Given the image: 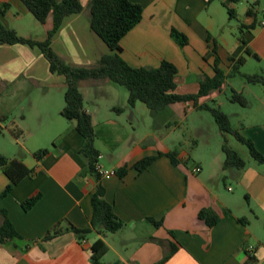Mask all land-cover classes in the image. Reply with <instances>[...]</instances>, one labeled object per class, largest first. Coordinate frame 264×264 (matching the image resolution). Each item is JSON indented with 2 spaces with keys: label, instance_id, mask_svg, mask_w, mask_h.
<instances>
[{
  "label": "crops",
  "instance_id": "obj_1",
  "mask_svg": "<svg viewBox=\"0 0 264 264\" xmlns=\"http://www.w3.org/2000/svg\"><path fill=\"white\" fill-rule=\"evenodd\" d=\"M89 1L80 0L82 11L66 17L51 39L52 50L73 67L93 68L102 56L113 53L134 68H156L165 60L177 69L174 92L179 95H197L199 82L215 75V58L224 73L229 72L232 59L243 56L240 69L251 65L252 74L264 75V0H129L141 6L142 17L120 40L119 51L107 47L90 29ZM5 3L9 9L4 23L18 36L39 42L46 39L52 28L50 17L40 23L20 0H0V8ZM225 3L235 11V19H229ZM172 29L185 35V46L171 37ZM245 49L255 56L246 55ZM114 84L88 79L77 86L83 109L91 116L98 165L113 172L102 179L104 199L113 206L123 228L112 234L90 230L79 240L66 228L90 229L96 181L78 154L83 137L74 122L60 114L66 79L50 71L38 47L0 44V141L6 146L0 155L18 159L35 171L0 199V211L19 235L0 242V264H93L90 247L98 239L106 246L102 264H250L249 258H254L253 264H264V166L236 145L245 167L223 170V135L217 126L210 128V139L203 138V155L195 152L197 141L189 150L166 145L171 130L162 136L148 130L136 133L139 115L148 120L150 112L140 102L128 108V93ZM231 87L246 105L232 102L225 84L199 98L198 104L210 101L218 106L233 128L264 156V86L244 80ZM114 107L122 111L115 112ZM229 109L236 114L233 123ZM164 111L180 121L207 118L205 110L192 102L169 104L156 118ZM170 121L160 124L169 126ZM13 129L28 136L26 144L11 134ZM197 129L200 135L204 133L199 124ZM45 143H50L49 153L36 161L32 154ZM172 151L177 153V165L166 156ZM146 157L156 158L137 172L133 165ZM194 166L200 168L199 173H192ZM122 167L126 172L119 177L115 171ZM8 183L0 171V193ZM36 193L39 200L25 210L23 201ZM201 209L214 212L215 225L208 227L198 217ZM238 218H245L247 224ZM2 221L0 215V225ZM54 226L62 232L43 240ZM171 247L174 250L164 260Z\"/></svg>",
  "mask_w": 264,
  "mask_h": 264
},
{
  "label": "trees",
  "instance_id": "obj_2",
  "mask_svg": "<svg viewBox=\"0 0 264 264\" xmlns=\"http://www.w3.org/2000/svg\"><path fill=\"white\" fill-rule=\"evenodd\" d=\"M26 9L40 23H45L50 17L52 28L47 32L46 39L42 42L33 41L20 37L16 32L4 23L5 12L9 9V5L5 3L0 8V44L16 45L27 44L31 47H38L44 57L49 62V69L53 73L63 75L66 79V89L64 92V106L60 112L61 116L68 121L74 122L75 129L83 137L84 143L79 149L78 154L86 162V171L92 175L96 181L95 190L91 195V205L93 209L90 221V229H76L68 226L67 231L76 234L79 240L90 231L96 230L99 233H116L123 228V222L115 215L113 206L105 201V189L102 185V177L98 173L96 166L98 165L99 152L94 146L95 132L92 125L91 116L83 109V96L78 89L80 80H108L117 85L123 86L128 93L127 107L133 108L136 102H140L151 112H158L173 103L192 102L198 110L209 112L214 122L224 136L231 134L239 143L244 145L250 157L258 164L264 166V156L255 148L253 142L243 137L235 130L227 116L219 110L208 104H198V99L207 96L212 90H219L225 84L229 77L240 74L247 83H260L264 86V75L261 74H243L239 71L240 66L245 62V57L241 56L232 59L229 72L224 73L219 68V61L214 60L215 75L212 78L204 77L199 82V91L197 95H179L174 91L176 89V67L168 62L162 61L156 67H139L134 68L126 64L118 54L113 53L108 56H102L97 66L93 68L73 67L62 61L52 50L50 44L53 35L61 26L63 20L73 14L82 11L80 0H20ZM239 0H227L228 3L238 2ZM225 3L229 19H235L236 13ZM89 26L90 29L109 47L111 50H120V40L136 26L142 17V8L140 5L130 2L129 0H90L88 3ZM171 37L176 43L183 47L187 44V38L182 33L172 29ZM246 55L255 56L250 49H245ZM230 100L241 106L246 105V101L242 95L232 91ZM115 112H121V107H114ZM11 134L15 138L21 136V131L17 129L11 130ZM225 139V138H224ZM55 143H53V146ZM224 154L223 170L234 168L242 170L246 162L233 151L224 140L221 145ZM49 153L48 149H40L33 152L36 161H40ZM161 155V154H159ZM176 151L166 154L170 158L172 164L177 165ZM156 157H146L136 162L133 168L137 172L147 169ZM0 171L9 180L5 189L0 193V199L9 194L12 187L26 177L33 176L34 168L27 167L18 159H9L0 155ZM126 172V168L122 167L115 171V174L122 177ZM40 198V194L27 198L23 201L22 207L25 210L30 209ZM3 221L0 225V242L6 243L19 238L12 223L9 221L4 211H0ZM198 217L206 223L208 227L216 224L218 218L210 209H201ZM239 223L246 225L245 218H238ZM155 226L161 223L149 219ZM62 232L58 226L50 229L43 240H50ZM106 249L101 239L94 241L90 247V259L93 264H102L101 257ZM174 247L170 248L169 253L165 256L167 259ZM250 264L255 262L254 258H249ZM248 264V263H247Z\"/></svg>",
  "mask_w": 264,
  "mask_h": 264
},
{
  "label": "rangeland",
  "instance_id": "obj_3",
  "mask_svg": "<svg viewBox=\"0 0 264 264\" xmlns=\"http://www.w3.org/2000/svg\"><path fill=\"white\" fill-rule=\"evenodd\" d=\"M239 71L242 73H247V74H252V72H255L253 67H251V65L246 66V67H242L241 69H239ZM234 77H235L234 80H233V77L227 78L226 81H228V83H226V81H225V85H226L225 93H226V95H230L232 93V87L231 86H234L236 82L244 81V78L240 74H237ZM120 87L125 92H127V90L123 86H120ZM208 102H209L208 104L210 106L218 108V106H216L214 103H212V102L210 103V101H208ZM149 112H150V116H149L150 118L148 120L145 118H142V116L139 115V119L141 121L140 125L138 126L134 123L136 133L145 132L146 130H148L151 133H155L158 136L159 135L162 136L166 132L171 130L172 132H171L169 140L166 141V145H168V146L174 145L176 147L181 146L185 150H189L196 143L195 141H197V143H199V148L196 149L195 152L198 153L199 155H203V153H205V148L203 147V145L206 142L203 138L206 137L207 139H210V134H211L210 128L216 127L214 119L212 118V116L209 112H206V111L203 112L204 115H207L206 116L207 118L193 119L191 117V118H189L188 121H180L179 118H174V116L167 111L162 112V114H158L157 118L155 116V114L157 112H151V111H149ZM228 112H229V114H231L230 118H231V121L233 123L234 118H236L235 117L236 114L232 115V110H230V109L228 110ZM234 113H235V111H234ZM165 120L166 121L171 120L170 121L171 124L169 126L167 124H166L167 126L161 125L160 123L162 121H165ZM6 124H8V123H6ZM159 124L161 126H159ZM198 124L202 127V130L204 132L201 135L197 129ZM231 126L233 127V124ZM131 134L135 135V132H131ZM0 139H3V138L0 136ZM8 139H11V138H8ZM27 140H29V138L24 133L19 138L20 144H26ZM193 140H194V142H193ZM224 140L226 141V144L233 151L238 153L239 156L242 157L241 152L244 151L247 154V156L250 157V155L248 154L247 148L244 145H240L238 143L236 144V142H234L235 139L233 138V136L231 134H225L224 136H222L221 144L223 143ZM49 145H50V143H45V145H44L45 147H41L40 149H47V147ZM236 145H239V147H241L242 151L238 152V150L236 149ZM5 148H6L5 144L0 141V150L5 149ZM40 149H38V150H40ZM242 159H243V157H242Z\"/></svg>",
  "mask_w": 264,
  "mask_h": 264
},
{
  "label": "built area",
  "instance_id": "obj_4",
  "mask_svg": "<svg viewBox=\"0 0 264 264\" xmlns=\"http://www.w3.org/2000/svg\"><path fill=\"white\" fill-rule=\"evenodd\" d=\"M98 173L101 175L102 179L109 178L113 175V172L110 171H103L100 169L99 165L96 166ZM200 172V168L198 166H194L192 168V173L196 174Z\"/></svg>",
  "mask_w": 264,
  "mask_h": 264
}]
</instances>
